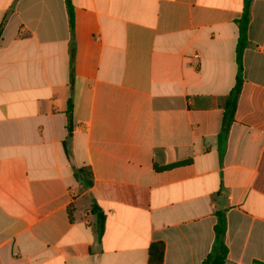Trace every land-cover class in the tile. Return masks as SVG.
I'll use <instances>...</instances> for the list:
<instances>
[{
  "label": "crops",
  "instance_id": "crops-1",
  "mask_svg": "<svg viewBox=\"0 0 264 264\" xmlns=\"http://www.w3.org/2000/svg\"><path fill=\"white\" fill-rule=\"evenodd\" d=\"M71 3L0 0V264H264V0L227 134L244 0Z\"/></svg>",
  "mask_w": 264,
  "mask_h": 264
},
{
  "label": "trees",
  "instance_id": "trees-1",
  "mask_svg": "<svg viewBox=\"0 0 264 264\" xmlns=\"http://www.w3.org/2000/svg\"><path fill=\"white\" fill-rule=\"evenodd\" d=\"M69 15H70V25L72 28V32L74 30V12L71 0H66ZM252 0H244V8L243 15L241 19L238 21L239 23V39L237 44V62H238V76L237 82L232 90L230 96L227 99L226 108L227 110L230 108L229 112L226 113L225 124L223 128L224 134H227L230 126V121L232 120L236 104L238 101V97L242 87V73H243V54L248 44V27L250 23V7ZM68 117L70 119V124L68 126L69 129V137L72 135L71 128V116H72V102L69 101L68 107ZM75 178L76 180L84 187H90L93 183L92 173L89 168L83 167L75 170ZM95 208V207H94ZM217 222L214 226V243L212 247V251L209 253L207 258L204 260V264H225L228 255V247L225 243V236L227 231V217L226 210H220L216 212ZM97 230L98 232H102L103 230V215L99 212L97 213ZM164 252L165 245L163 242H153L149 248V263L150 264H163L164 262Z\"/></svg>",
  "mask_w": 264,
  "mask_h": 264
},
{
  "label": "built area",
  "instance_id": "built-area-1",
  "mask_svg": "<svg viewBox=\"0 0 264 264\" xmlns=\"http://www.w3.org/2000/svg\"><path fill=\"white\" fill-rule=\"evenodd\" d=\"M197 57H199V55H197Z\"/></svg>",
  "mask_w": 264,
  "mask_h": 264
}]
</instances>
